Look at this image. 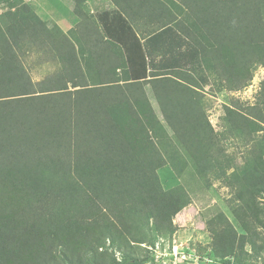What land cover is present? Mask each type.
Masks as SVG:
<instances>
[{
    "label": "trees",
    "instance_id": "16d2710c",
    "mask_svg": "<svg viewBox=\"0 0 264 264\" xmlns=\"http://www.w3.org/2000/svg\"><path fill=\"white\" fill-rule=\"evenodd\" d=\"M86 1L64 32L0 0L15 7L0 26V264H155L146 246L213 180L239 230L207 207L211 256H259L264 80L254 104L224 105L220 131L201 91L209 75L237 89L264 67V0H108L100 17ZM31 44L61 61L38 81L18 57ZM165 165L179 180L167 189Z\"/></svg>",
    "mask_w": 264,
    "mask_h": 264
},
{
    "label": "rangeland",
    "instance_id": "374dc122",
    "mask_svg": "<svg viewBox=\"0 0 264 264\" xmlns=\"http://www.w3.org/2000/svg\"><path fill=\"white\" fill-rule=\"evenodd\" d=\"M23 2L29 3L36 15L48 26L56 25L64 32L70 29L69 25L74 21L72 15L73 3L72 9L70 7L72 0H23ZM86 5L87 11H89L90 7L88 4H85L82 8L85 10ZM109 5L111 7L110 3ZM107 9L111 10L112 8ZM7 10L13 12L15 7L9 8L6 4H0L1 27H5L9 23L6 15ZM261 17L264 26V9ZM18 57L21 59L20 62L26 66L34 81L41 80L45 76L55 73L61 63L58 59L50 58V55L45 53L43 49L38 48L36 44L22 48ZM209 77V84L205 85L201 91V99L211 124L217 131H220L222 130L221 116L224 112V105L243 108V105L254 104L259 99L258 93L261 82L264 80V67L256 64L252 69V77L249 83L237 89L219 90L214 78L210 75ZM146 90L154 104L149 86H147ZM262 100L264 102V99ZM259 106L261 107L263 104ZM155 109L158 113L156 106ZM237 142L238 140L235 138L224 140V143L229 145V147L236 145ZM157 173L164 189L179 183L176 174L169 168V165L161 167ZM228 197V189L216 180L208 182L206 187L203 186V190L201 189L196 194V197L192 198L191 202L174 216L173 222L176 224V231L173 235L170 237H156L153 245L146 246L153 262L155 264H238V261L234 258L219 259L212 257L207 247L210 242V236L205 229L204 212L212 203L218 205L239 230L226 204ZM260 202V205L264 207V197L260 199ZM247 250H249L248 246ZM242 264H264V251L259 256L243 261Z\"/></svg>",
    "mask_w": 264,
    "mask_h": 264
},
{
    "label": "crops",
    "instance_id": "0c3cea01",
    "mask_svg": "<svg viewBox=\"0 0 264 264\" xmlns=\"http://www.w3.org/2000/svg\"><path fill=\"white\" fill-rule=\"evenodd\" d=\"M72 3L73 2L70 3L71 9H72ZM86 4H88V6L90 7V11L91 12H95V14L96 15L98 14L99 16L104 11L105 8L106 9L107 8H112V5L110 7L108 0H93L92 3L87 2ZM84 11H87V5H86ZM73 18H74V21H72V24L69 25L70 26V29H73L72 25H73V23H76V21H77V18L75 16H73ZM86 30H84V31H86ZM82 33L84 34V32H82Z\"/></svg>",
    "mask_w": 264,
    "mask_h": 264
}]
</instances>
